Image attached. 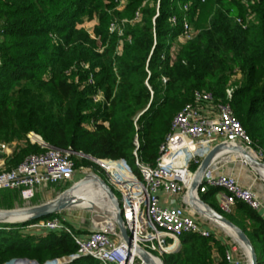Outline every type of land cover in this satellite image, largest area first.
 Returning a JSON list of instances; mask_svg holds the SVG:
<instances>
[{
    "label": "trees",
    "instance_id": "obj_1",
    "mask_svg": "<svg viewBox=\"0 0 264 264\" xmlns=\"http://www.w3.org/2000/svg\"><path fill=\"white\" fill-rule=\"evenodd\" d=\"M184 19L194 35L181 43ZM88 22H95L92 33ZM0 57V143L26 145L15 153V166L45 152L28 140L32 132L52 147L95 159L135 166L137 151L141 162L156 165L175 116L199 91L229 103L264 151V0H0ZM73 160L77 170L100 173L87 158ZM218 192L201 199L248 235L264 264L263 217L243 203L230 215L221 212L212 203ZM37 204L19 191H0V209ZM32 223L0 224V264H45L77 252L70 234L25 231ZM180 241L166 264L226 263V246L213 235L188 233ZM214 252L223 256L220 263Z\"/></svg>",
    "mask_w": 264,
    "mask_h": 264
},
{
    "label": "built area",
    "instance_id": "obj_2",
    "mask_svg": "<svg viewBox=\"0 0 264 264\" xmlns=\"http://www.w3.org/2000/svg\"><path fill=\"white\" fill-rule=\"evenodd\" d=\"M187 9L188 6H185ZM171 22L177 24V17L173 16ZM183 25L180 40H191L194 35L192 26L187 19H184ZM114 30L115 26L112 25ZM90 83H93L92 78ZM226 93L228 99H231L233 89H227ZM102 99L101 93L94 97L96 102ZM28 140L45 152L32 154L16 168L1 172L0 191H19L23 201L31 202L40 188L76 184L88 174L94 173L89 168L76 169L73 157L87 158L97 165L100 173L105 176L104 180L116 193L131 240V246H128L117 227L115 213L113 216L97 215L96 218L104 221L100 225L89 226L87 237L73 232L60 213L53 218L36 221L25 229L66 232L73 238L77 252L69 257L50 260L47 264H70L84 258H92L100 264H146L135 251V246L152 255L156 264L157 261L166 264L163 256L172 253L183 235L191 233L204 238L212 235L197 221V214L188 206V190L195 176L192 166L199 167L208 153L221 143L243 146L255 158L264 162V151L254 147L231 105L218 102L207 91L196 92L193 102L175 116L171 131L160 146L156 165L141 162L135 151V166L140 175L136 174L126 159L88 158L71 149L52 147L34 132L28 135ZM136 145L139 149V142ZM1 147L7 150L4 144ZM81 175L83 177L79 179ZM210 189L223 192L219 196L221 212L232 214L237 205L243 203L262 214L264 219L262 197L252 186L246 187L236 176L224 173L217 160L204 174L198 195L206 194ZM161 195L167 201H163ZM179 197L181 204L175 202ZM225 260V264H242L229 251L226 252Z\"/></svg>",
    "mask_w": 264,
    "mask_h": 264
},
{
    "label": "water",
    "instance_id": "obj_3",
    "mask_svg": "<svg viewBox=\"0 0 264 264\" xmlns=\"http://www.w3.org/2000/svg\"><path fill=\"white\" fill-rule=\"evenodd\" d=\"M231 153H237L264 180V177L260 172L261 169H264V162L255 158L243 146H234L227 143H221L215 146L208 153V155L202 160L201 164L196 169L194 180L188 190V198H189L188 206L198 216L215 223L221 228H222L221 225H225L230 230H232V232H234L235 234V237L229 234L228 235L232 239H234L237 242V244L243 249V251L245 252L248 258L249 264H259L256 249L252 241L248 237V235L240 227L235 225L220 212H218L213 207L208 205L205 201L201 199V196L198 195V190L202 184L203 177L206 171L219 157ZM87 178H92L96 180L99 183L102 191L105 193L106 197L114 205L117 227L122 237L126 241L127 245L131 246V240L128 234V230L126 228L125 222L122 217L120 202L117 196L115 195L113 189L109 186V184L96 173L88 174L87 176L79 180L76 184L66 189L61 194H59L56 198L48 202L36 206L23 207L18 209H9V210L0 209V224H24V223L36 222L41 219L60 214L67 210L80 208L79 203L81 202V199L77 198L74 195V190L78 186L85 183L87 181ZM199 203L202 205L203 208H200V206H198ZM135 251L137 252V254H139L141 259L146 264H156V262L154 261V257L150 255L148 252H146L144 249L135 246ZM9 264H40V263L36 260L21 259V260H15Z\"/></svg>",
    "mask_w": 264,
    "mask_h": 264
},
{
    "label": "crops",
    "instance_id": "obj_4",
    "mask_svg": "<svg viewBox=\"0 0 264 264\" xmlns=\"http://www.w3.org/2000/svg\"><path fill=\"white\" fill-rule=\"evenodd\" d=\"M3 144L7 146V150L2 149L1 146ZM20 147L24 148L26 147V145L24 143H17V142H14L11 144L0 143V173L17 167L12 162V159L14 155H16L15 153L20 150L19 149ZM217 162L219 163V165H221L222 171L224 173L236 176L241 181V183L246 187L252 186L253 190L257 192L264 200V180L248 164H245L242 158L237 153L222 155L221 157L217 159ZM48 187L40 188L37 191L36 197L34 198V199L37 198V200H39V204L37 205H40L41 203H43L41 201L42 200L41 195L44 190H48L52 193H55L56 194L55 197L59 195L60 192H58L55 188L49 189ZM220 194H223V192L219 190L218 194L216 195V201H212V203H218V206H219ZM161 198L163 199V201L166 200L163 198L162 195H161ZM175 202H177L178 204L179 203L181 204V198L179 197L178 199H176ZM32 206H36V205H32ZM74 211H75L74 209L67 210V211L62 212L61 215L66 218L67 226H69V228H71L73 232L75 231L81 236L87 237L88 235L87 230L90 224L89 222L86 224H79L76 221L74 222V218H75ZM195 217L197 221L206 230L211 232L214 238L218 239L224 246H226V252L229 251V252L234 253L236 258L240 260L242 264H249L248 258L245 252L244 251L241 252L240 250L237 249L236 245L234 246V244H236L235 241L232 240L230 236L228 237L227 234L223 230H221L222 228L219 229V226H217L215 223L207 219H204L198 215H196ZM180 248H181V241L178 246L174 247L171 254L178 253L180 251ZM222 257L223 256L220 255L218 252H214V260L216 263H220L223 260Z\"/></svg>",
    "mask_w": 264,
    "mask_h": 264
},
{
    "label": "rangeland",
    "instance_id": "obj_5",
    "mask_svg": "<svg viewBox=\"0 0 264 264\" xmlns=\"http://www.w3.org/2000/svg\"><path fill=\"white\" fill-rule=\"evenodd\" d=\"M152 2V1H151ZM126 4V3H125ZM125 5H123V7H124ZM123 7H121V9L123 8ZM136 19H138L139 20V18H138V15H137V18ZM252 18H250V19H248L249 21L251 20ZM137 20V21H138ZM124 22H127L126 20L124 21ZM94 26H95V22H88V23H85L84 24V28H86L89 32H93V28H94ZM179 42H181V43H183L184 42V40L183 39H181ZM179 43H177L176 45H175V47H174V49H177L178 48V45ZM233 86H230L229 87V89H234V88H232ZM132 165V164H131ZM132 167L135 169V166H133L132 165ZM94 171V173H96V174H98L95 170H93ZM98 175H100L103 179H105V176L102 174V173H99ZM83 177V175H81L80 176V178L79 179H81ZM74 184H70L69 186H68V188H70L71 186H73ZM61 186L62 185H53V186H50V187H48L49 189H52V188H55L56 190H58V189H60L61 188ZM67 188V189H68ZM97 191H93V192H91V194L90 193H84V194H82L81 196H79V197H81V198H84V199H86V201H90V199H92V198H95L97 195H95V193H96ZM93 193V194H92ZM60 194V193H59ZM97 194V193H96ZM55 193H52V192H50V191H48V190H44L43 191V193H42V195H41V198H42V202L43 203H45V202H47V201H50L51 199H54V197H55ZM118 196H120L119 194H118ZM56 198V197H55ZM42 204V203H41ZM18 208H20L19 206H17L16 208H14V209H18ZM21 208H23V207H21ZM75 211H74V222L76 221L77 223H79V224H86V223H88L89 222V224H90V227H94V224H96V225H100V224H102L103 223V219L102 218H96V216L97 215H100V216H109L108 215V213H106V212H104V211H102V212H98V211H96V210H89V209H83V208H75L74 209ZM230 215V214H229ZM227 216V215H226ZM218 226V225H217ZM219 229H221V227H219ZM221 230H223V229H221ZM25 231H27V232H36V231H28V230H25ZM224 231V230H223ZM225 232V231H224ZM226 233V232H225ZM227 234V233H226ZM227 236L229 237V235L227 234ZM231 238V237H230ZM232 240H234V239H232ZM235 241V240H234ZM235 243L236 244H234V246L236 245V247H237V249L238 250H240L241 252L243 251V249L237 244V242L235 241ZM156 255H158V253H155ZM167 259H168V255H164L163 256V260L166 262L167 261ZM137 264V263H136Z\"/></svg>",
    "mask_w": 264,
    "mask_h": 264
},
{
    "label": "bare ground",
    "instance_id": "obj_6",
    "mask_svg": "<svg viewBox=\"0 0 264 264\" xmlns=\"http://www.w3.org/2000/svg\"><path fill=\"white\" fill-rule=\"evenodd\" d=\"M260 172H261L262 176L264 177V169H261ZM94 190L97 191L96 192L97 194L95 193V195H97V196L95 198L90 199V201H86V199L79 197L84 193H90L91 194V192H93ZM74 195L77 198L81 199V202L79 203L80 208L89 209V210H96L98 212L104 211V212L108 213V215H110V216H113V214L115 213L114 205L106 197V195L102 191L99 183L92 178H87V181L85 183L78 186L74 190ZM198 206H200V208H203L200 203L198 204ZM221 226L227 234L235 237L234 232H232V230H230L227 226H225V225H221ZM157 262H158V264H161L160 261H157Z\"/></svg>",
    "mask_w": 264,
    "mask_h": 264
}]
</instances>
